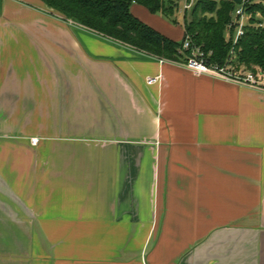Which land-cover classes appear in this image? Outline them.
Here are the masks:
<instances>
[{"label": "crops", "instance_id": "0c3cea01", "mask_svg": "<svg viewBox=\"0 0 264 264\" xmlns=\"http://www.w3.org/2000/svg\"><path fill=\"white\" fill-rule=\"evenodd\" d=\"M21 2L25 23L0 1L24 38L0 40V264H264V90Z\"/></svg>", "mask_w": 264, "mask_h": 264}, {"label": "trees", "instance_id": "16d2710c", "mask_svg": "<svg viewBox=\"0 0 264 264\" xmlns=\"http://www.w3.org/2000/svg\"><path fill=\"white\" fill-rule=\"evenodd\" d=\"M39 1L65 21L159 60L185 61L190 52L183 46L189 40L192 48L202 50L210 65L225 66L233 51L237 68L254 72L258 68L264 73V0H196L191 9L184 10L182 24L177 18V0ZM134 4L172 25L181 24L182 40L174 41L142 22L131 11ZM241 6L250 18L244 36L234 45L226 39L227 27Z\"/></svg>", "mask_w": 264, "mask_h": 264}, {"label": "built area", "instance_id": "2783aa9c", "mask_svg": "<svg viewBox=\"0 0 264 264\" xmlns=\"http://www.w3.org/2000/svg\"><path fill=\"white\" fill-rule=\"evenodd\" d=\"M195 1L196 0H192V2ZM192 2H189L185 6V10L192 8ZM249 18V16L244 14V6H241L236 10L232 22L227 27V41H231L234 45L237 44L238 40L244 36L245 27ZM183 49L190 52L185 61L181 63H167L181 66L197 76H209L225 82L244 85L258 90H264V73L258 68L255 69V72L246 70L245 68H237V66L234 64L236 61V55L233 51L231 52V56L227 64L225 66H218L210 65L202 50L199 48H192L189 40L184 43ZM160 61L166 62L164 60ZM157 79L158 78H151L149 79L148 83L153 84L157 81ZM39 142L40 139L38 138H33L31 140L33 146H37Z\"/></svg>", "mask_w": 264, "mask_h": 264}, {"label": "rangeland", "instance_id": "374dc122", "mask_svg": "<svg viewBox=\"0 0 264 264\" xmlns=\"http://www.w3.org/2000/svg\"><path fill=\"white\" fill-rule=\"evenodd\" d=\"M1 1V3H3L4 4V6H9L8 8H9V13L11 14L10 16H12L13 15V17L14 18H9V19H14V20H16L15 21V23H17V21L19 22L20 20L21 21H23V23H25V21H27V19L26 18H22L21 17V13H19V15L20 16H16L14 13H12V11H14V9L13 8H17V10H22V8L23 7H25L24 6V4H22V2L21 1H26V0H0ZM178 1V3H179V10H178V12H177V18H178V20H179V22L182 24V20H183V13H184V10H185V6L189 3V1L188 0H177ZM191 2H192V0H191ZM193 3V5H194V3L195 2H192ZM14 6V7H13ZM23 6V7H22ZM26 6L27 7H25V8H30V5H27L26 4ZM6 8L4 7V12H6ZM48 11H49V9H47ZM51 12V11H50ZM45 16V15H44ZM25 17V16H24ZM257 18L258 19H261L262 17L260 16V15H257ZM2 23L3 24H6V22H4V21H2ZM20 23V22H19ZM69 23V22H68ZM71 23V22H70ZM22 24V23H21ZM73 24V23H72ZM181 24L179 25L180 27H181ZM263 26H264V23H263ZM16 30H18V29H16ZM9 34H10V37H9V35H1V37H0V40H3V41H8V40H18V41H24L23 39V37L19 34V33H17V32H15V31H9ZM33 39H31L30 38V41H32ZM36 41H37V39H36Z\"/></svg>", "mask_w": 264, "mask_h": 264}]
</instances>
